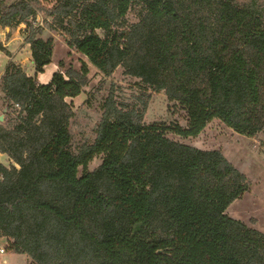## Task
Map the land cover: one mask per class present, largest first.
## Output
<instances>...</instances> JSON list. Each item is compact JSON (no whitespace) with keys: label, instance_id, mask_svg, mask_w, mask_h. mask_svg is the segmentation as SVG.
Returning a JSON list of instances; mask_svg holds the SVG:
<instances>
[{"label":"trees","instance_id":"1","mask_svg":"<svg viewBox=\"0 0 264 264\" xmlns=\"http://www.w3.org/2000/svg\"><path fill=\"white\" fill-rule=\"evenodd\" d=\"M40 2L0 0V27L27 25L36 71L10 62L0 85L8 107L0 153L14 163H0L7 251L29 264H264V233L227 213L250 191L247 176L220 150L169 138H198L215 120L264 134L258 0H57L46 11L50 26L86 61L48 84L38 75L52 63L54 40L35 26ZM88 63L106 77L122 67L163 91L187 124H146V102L140 109L110 97L95 140L74 151L67 100L87 87Z\"/></svg>","mask_w":264,"mask_h":264},{"label":"rangeland","instance_id":"2","mask_svg":"<svg viewBox=\"0 0 264 264\" xmlns=\"http://www.w3.org/2000/svg\"><path fill=\"white\" fill-rule=\"evenodd\" d=\"M11 4L19 0H4ZM240 3H248L252 0H237ZM264 8V0H258ZM57 0H41L39 13L35 19V26L43 28V38H53L54 54L52 63L45 69L38 81L41 84H48L55 72H66L70 69L81 71L83 62L86 58L77 52L70 54L67 46V35L58 30L54 24L53 18L46 16L47 9H51ZM129 25L138 21V18L130 14L128 16ZM8 28L0 27V85L2 77L10 62H15L23 67L30 76H35L36 71L32 60L30 45L27 43L29 29L23 24L13 28L9 34ZM1 46L4 48L2 49ZM63 62L64 66L59 67ZM89 76L88 85L84 92L75 99H68L69 103L74 105V118L71 123V133L73 137L72 148L79 150L83 145L92 143L97 135V128L104 115V105L108 98H113L118 103L143 107L144 122L150 124L153 122L178 121L186 125L185 113L182 109L174 107L169 102L166 94L146 90L140 85V80L128 76L122 67L118 68L111 76L106 77L95 67L88 63ZM5 106L2 101L0 91V115L3 114ZM141 109V108H140ZM5 115L1 126L7 127ZM169 138L192 145L201 150H220L227 159L250 181V191L241 199L236 200L227 210L229 216L244 222L253 229L264 233V134L260 133L254 137L241 135L228 128L219 120H215L208 125L205 131L198 138L184 139L175 134H169ZM0 163L7 167L14 165L13 161L6 154L0 153ZM102 164L101 157L94 159L90 164L89 170L93 171ZM83 169H80L82 175ZM7 240V239H6ZM5 238L0 237V246L7 247ZM30 259L26 255L16 254L7 251L5 255L0 256V264H29Z\"/></svg>","mask_w":264,"mask_h":264},{"label":"water","instance_id":"3","mask_svg":"<svg viewBox=\"0 0 264 264\" xmlns=\"http://www.w3.org/2000/svg\"><path fill=\"white\" fill-rule=\"evenodd\" d=\"M7 112H8V107L6 106V107L4 108V110H3V114L0 115V122H4V120H5V115H6Z\"/></svg>","mask_w":264,"mask_h":264},{"label":"built area","instance_id":"4","mask_svg":"<svg viewBox=\"0 0 264 264\" xmlns=\"http://www.w3.org/2000/svg\"><path fill=\"white\" fill-rule=\"evenodd\" d=\"M1 40H2V39H1V37H0V41H1ZM6 252H7V249H6L5 247L0 246V256H1V255H5Z\"/></svg>","mask_w":264,"mask_h":264},{"label":"crops","instance_id":"5","mask_svg":"<svg viewBox=\"0 0 264 264\" xmlns=\"http://www.w3.org/2000/svg\"><path fill=\"white\" fill-rule=\"evenodd\" d=\"M7 31H9L8 29H7ZM40 77H41V75H39V79H40ZM6 240V239H5ZM6 242H7V240H6Z\"/></svg>","mask_w":264,"mask_h":264}]
</instances>
